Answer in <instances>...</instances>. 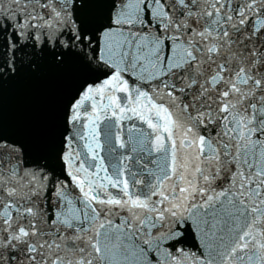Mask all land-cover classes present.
Returning <instances> with one entry per match:
<instances>
[{
  "label": "snow or ice",
  "instance_id": "snow-or-ice-1",
  "mask_svg": "<svg viewBox=\"0 0 264 264\" xmlns=\"http://www.w3.org/2000/svg\"><path fill=\"white\" fill-rule=\"evenodd\" d=\"M0 264H264V0H0Z\"/></svg>",
  "mask_w": 264,
  "mask_h": 264
},
{
  "label": "water",
  "instance_id": "water-1",
  "mask_svg": "<svg viewBox=\"0 0 264 264\" xmlns=\"http://www.w3.org/2000/svg\"><path fill=\"white\" fill-rule=\"evenodd\" d=\"M12 103H14V100L12 98V93L9 94V104L11 105Z\"/></svg>",
  "mask_w": 264,
  "mask_h": 264
}]
</instances>
